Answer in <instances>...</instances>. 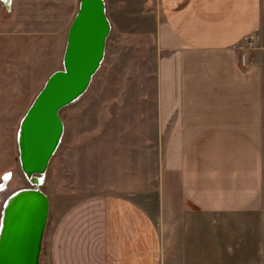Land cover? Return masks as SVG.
<instances>
[{
	"label": "crops",
	"instance_id": "1",
	"mask_svg": "<svg viewBox=\"0 0 264 264\" xmlns=\"http://www.w3.org/2000/svg\"><path fill=\"white\" fill-rule=\"evenodd\" d=\"M159 5L157 212L128 195L77 201L49 233L50 264H264V0Z\"/></svg>",
	"mask_w": 264,
	"mask_h": 264
},
{
	"label": "rangeland",
	"instance_id": "2",
	"mask_svg": "<svg viewBox=\"0 0 264 264\" xmlns=\"http://www.w3.org/2000/svg\"><path fill=\"white\" fill-rule=\"evenodd\" d=\"M78 1L11 0L6 8L0 0V181L8 174L0 213L11 193L32 186L19 166L16 131L45 79L61 69ZM104 7L110 32L103 60L83 95L60 110L63 134L42 176L49 212L39 264H50L49 233L77 201L128 195L147 198L150 213L157 212L163 145L154 115L159 0H104ZM164 179L172 182L168 199L182 205L175 178Z\"/></svg>",
	"mask_w": 264,
	"mask_h": 264
},
{
	"label": "water",
	"instance_id": "3",
	"mask_svg": "<svg viewBox=\"0 0 264 264\" xmlns=\"http://www.w3.org/2000/svg\"><path fill=\"white\" fill-rule=\"evenodd\" d=\"M110 24L104 0H79L66 33L61 69L45 79L17 128L18 161L25 175L42 174L63 134L60 110L87 90L104 57ZM0 219V264H39L49 199L38 188L7 198Z\"/></svg>",
	"mask_w": 264,
	"mask_h": 264
},
{
	"label": "bare ground",
	"instance_id": "4",
	"mask_svg": "<svg viewBox=\"0 0 264 264\" xmlns=\"http://www.w3.org/2000/svg\"><path fill=\"white\" fill-rule=\"evenodd\" d=\"M5 1V3H6V5H9V4H11V0H4ZM10 8V7H9ZM61 60H62V58H61ZM16 136H17V131H16ZM17 142V141H16ZM46 172V171H45ZM44 172V173H45ZM23 173V172H22ZM44 173H42V174H31V175H25L24 173H23V175H24V177H25V179L27 180V182L29 183V184H31L32 186H30V187H26V188H31V189H35V188H38L39 190H41L40 189V185L42 184V180H43V175H44ZM7 180H8V174H6L4 177H3V181H0V191H2L3 190V188L5 187V184H6V182H7ZM20 189H23V188H20ZM19 190V189H18ZM17 191V190H16ZM42 191V190H41ZM15 192V191H14ZM13 192V193H14ZM13 193H11L9 196H11V195H13ZM8 203V201H7V198L5 199V201H4V204H3V206H2V210H1V213H0V219H1V215H2V212H3V207ZM42 249V248H41Z\"/></svg>",
	"mask_w": 264,
	"mask_h": 264
},
{
	"label": "built area",
	"instance_id": "5",
	"mask_svg": "<svg viewBox=\"0 0 264 264\" xmlns=\"http://www.w3.org/2000/svg\"><path fill=\"white\" fill-rule=\"evenodd\" d=\"M1 1L3 3H5L4 0H1ZM5 5H6V3H5ZM7 7H8V5H6V8ZM258 43H259V34L258 33L251 34L246 38V47L244 49H242L241 53H240V64L242 66H247L249 63L248 56H247V50L255 47Z\"/></svg>",
	"mask_w": 264,
	"mask_h": 264
}]
</instances>
